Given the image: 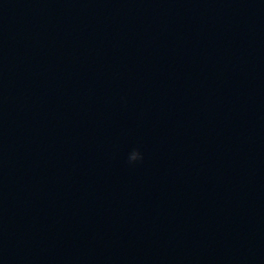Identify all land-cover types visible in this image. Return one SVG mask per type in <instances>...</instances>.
<instances>
[{
    "label": "water",
    "instance_id": "obj_1",
    "mask_svg": "<svg viewBox=\"0 0 264 264\" xmlns=\"http://www.w3.org/2000/svg\"><path fill=\"white\" fill-rule=\"evenodd\" d=\"M0 264H264V0H0Z\"/></svg>",
    "mask_w": 264,
    "mask_h": 264
},
{
    "label": "clouds",
    "instance_id": "obj_2",
    "mask_svg": "<svg viewBox=\"0 0 264 264\" xmlns=\"http://www.w3.org/2000/svg\"><path fill=\"white\" fill-rule=\"evenodd\" d=\"M128 159L130 163H136L144 159V154L139 148H137L135 150V153L131 155L130 157H128Z\"/></svg>",
    "mask_w": 264,
    "mask_h": 264
}]
</instances>
